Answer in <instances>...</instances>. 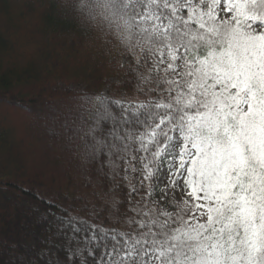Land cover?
<instances>
[{
	"label": "snow or ice",
	"instance_id": "snow-or-ice-1",
	"mask_svg": "<svg viewBox=\"0 0 264 264\" xmlns=\"http://www.w3.org/2000/svg\"><path fill=\"white\" fill-rule=\"evenodd\" d=\"M73 7L120 40L136 98L81 96L79 151L123 190L129 230L62 210L70 264H264V0ZM12 251L7 264H25Z\"/></svg>",
	"mask_w": 264,
	"mask_h": 264
},
{
	"label": "trees",
	"instance_id": "trees-1",
	"mask_svg": "<svg viewBox=\"0 0 264 264\" xmlns=\"http://www.w3.org/2000/svg\"><path fill=\"white\" fill-rule=\"evenodd\" d=\"M77 2L0 0V109L10 107L25 119L17 132L0 117L2 264L13 245L28 257L25 264H70L68 240L52 219L62 210L105 231L129 230L114 211L127 209L119 205L123 190L114 192L98 166L82 158L72 130L86 115L81 96L101 95L111 78L116 81L106 96L136 98L134 64H123V57L132 58L115 33L75 11ZM70 247L90 246L81 239Z\"/></svg>",
	"mask_w": 264,
	"mask_h": 264
},
{
	"label": "rangeland",
	"instance_id": "rangeland-1",
	"mask_svg": "<svg viewBox=\"0 0 264 264\" xmlns=\"http://www.w3.org/2000/svg\"><path fill=\"white\" fill-rule=\"evenodd\" d=\"M112 33V31L110 32ZM123 64L127 65V66H133L132 64L133 63V60H131L130 58H127V57H123V60H122ZM113 81H116V78H111L109 80L110 83L107 84V87L104 88L102 91H101V95L103 96H106L108 95V90H109V87H110V84L111 82ZM110 94V92H109ZM118 99H121V98H118ZM146 99V98H145ZM0 117L4 118L5 121L13 126L14 130L16 131L17 130V126H19V124L25 120L24 119V114L20 113L19 111H14L12 108L10 107H7V106H3L1 109H0ZM16 127V128H15ZM18 132V130H17ZM53 168H56L55 166H53ZM46 170V169H44Z\"/></svg>",
	"mask_w": 264,
	"mask_h": 264
}]
</instances>
